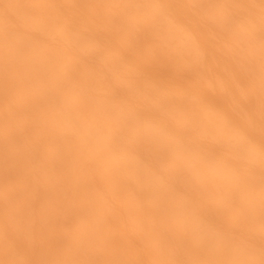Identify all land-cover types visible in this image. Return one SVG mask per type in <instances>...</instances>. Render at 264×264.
<instances>
[{
  "label": "bare ground",
  "instance_id": "bare-ground-1",
  "mask_svg": "<svg viewBox=\"0 0 264 264\" xmlns=\"http://www.w3.org/2000/svg\"><path fill=\"white\" fill-rule=\"evenodd\" d=\"M237 2L259 4V0H0V260L206 258L193 248L166 250L154 229L156 209L148 211L154 192L167 187V177L154 169H167L162 154L176 152V146L161 137L157 144L145 147L139 158L129 160L123 179L115 181L111 174L115 145L108 128L121 118V98L165 112L188 128L193 126L192 112H197L203 122L200 131L208 142L222 144L230 159H250L244 136L226 127L214 112L203 110L199 91L215 95L243 130L249 129L248 108L233 103V96L246 98L251 94L256 111L254 135L259 143L258 25L251 37L227 28L223 38H216L215 46L207 49L194 45L189 33L170 18L190 10L169 13L149 7ZM111 3L144 6L122 11L149 19L151 27L144 31L127 26L117 31L105 21L110 10L81 7ZM6 5L16 7L6 11ZM43 5L59 7H33ZM58 14L72 18L76 26L70 30L58 27L51 22ZM145 65L151 70L143 71ZM6 68L10 106L4 99ZM105 77L111 78V88L102 92L106 99H94L89 88L102 87ZM192 84L197 87H190ZM112 89L118 94L113 95ZM182 105H189L192 112L180 110ZM181 162L207 180L221 178V172L205 156L184 154ZM258 168L257 158V259ZM8 181L12 198L26 211L34 205L45 222L44 234L26 241L14 253L8 252L10 244L3 228ZM169 196L184 203L181 193L169 192ZM204 213L215 221L213 210L205 209ZM69 219L71 231H66L63 226ZM113 238L118 243L112 244ZM129 239L137 243L130 244ZM217 258L245 257L234 253Z\"/></svg>",
  "mask_w": 264,
  "mask_h": 264
},
{
  "label": "snow or ice",
  "instance_id": "snow-or-ice-1",
  "mask_svg": "<svg viewBox=\"0 0 264 264\" xmlns=\"http://www.w3.org/2000/svg\"><path fill=\"white\" fill-rule=\"evenodd\" d=\"M16 7L6 5L5 10ZM33 7H59L43 5ZM92 9H107L111 14L105 21L119 31L127 26L147 31L152 21L139 16L124 15L122 10L144 7L129 3H111L82 5ZM149 7L172 13L173 22L179 24L192 38L194 45H204L212 49L216 38H223L225 29L234 27L248 36H254L257 25L261 40L260 57V96H259V143L257 144L254 131L256 122L255 100L250 94L246 98L233 96V103L248 108L249 129L239 128L231 119L230 114L223 109L220 100L206 90L200 89V103L205 111L214 112L222 123L233 132L243 135L246 139L251 158L248 160L230 159L222 144L208 142L201 133L203 122L197 112H192L189 105L180 106V110L192 112L193 126H182L169 117L165 112L153 110L145 104L121 98V118L110 124L108 135L114 142V167L111 174L115 181L123 179L122 171L129 160L142 155L145 147L155 145L161 137L166 138L177 148L176 152L165 151L161 160L168 165L167 169L157 166L156 174L167 177V187L154 192L152 208L156 209L154 229L158 241L166 250H176L179 247L193 248L204 253L206 258L195 260L161 259L153 261H123V260H19L3 259L0 264H264V0L256 3H214V4H154ZM216 10L207 12L205 10ZM256 9L259 10L258 15ZM62 29L70 30L76 22L63 15H57L52 21ZM83 31L84 26H80ZM139 54V53H137ZM83 59V58H82ZM87 62L86 60L84 61ZM143 71H150L147 65ZM209 71L212 66L209 64ZM75 78V76L73 77ZM250 86L254 81L249 78ZM190 87L196 88L192 84ZM228 87V85H225ZM111 88V78L105 77L102 87L92 86L89 95L94 99L104 100L103 89ZM113 95H117L112 89ZM5 103L11 105V85L9 71L5 69L4 77ZM245 99L247 104H245ZM153 132V134H149ZM216 135L215 130L211 133ZM184 154L205 156L221 172V178L207 180L200 172L192 171L181 161ZM258 158V192H259V258H256L257 232L255 228V211L257 206V169ZM10 181L5 185V215L4 233L10 247L8 252L14 253L25 246L26 241L35 240L45 232V222L33 205L31 211H26L11 196ZM169 192L182 194L183 204L170 198ZM211 209L216 217L210 221L204 210ZM66 231H71L70 219L64 224ZM112 244L118 243L114 238ZM130 244L137 241L129 239ZM238 253L245 258L221 259L220 255Z\"/></svg>",
  "mask_w": 264,
  "mask_h": 264
}]
</instances>
